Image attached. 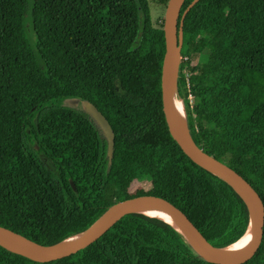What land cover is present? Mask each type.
I'll return each mask as SVG.
<instances>
[{"label":"trees","instance_id":"trees-1","mask_svg":"<svg viewBox=\"0 0 264 264\" xmlns=\"http://www.w3.org/2000/svg\"><path fill=\"white\" fill-rule=\"evenodd\" d=\"M182 37L177 88L188 130L264 202V0H198ZM164 48L163 19L152 24L149 0H0V226L53 245L117 201L152 194L180 207L215 246L244 235L242 197L168 132ZM201 54L205 62L191 66ZM71 97L92 102L110 123L108 171L106 141L64 104ZM0 264L215 263L169 223L130 213L70 256L40 263L0 245ZM244 264H264V239Z\"/></svg>","mask_w":264,"mask_h":264},{"label":"water","instance_id":"water-1","mask_svg":"<svg viewBox=\"0 0 264 264\" xmlns=\"http://www.w3.org/2000/svg\"><path fill=\"white\" fill-rule=\"evenodd\" d=\"M197 1L192 0L181 15L180 10L184 0H167L166 2L163 18L165 48L160 72L162 112L170 136L183 153L195 164L225 181L246 203L250 216L248 228L252 227L253 230L251 245L247 251L231 253L226 249L228 246H215L202 234L180 207L164 197L152 194L138 195L117 201L109 206L88 228L76 234L80 237L70 244L61 245L64 240L53 245L40 244L13 230L0 226V245L2 247L40 263L61 259L97 241L124 216L130 213H142L140 209L145 207H161L174 219L177 225L159 217H151L161 219L177 229L195 252L208 262L215 264H244L258 252L264 239V202L262 198L255 188L234 169L203 151L193 140L186 124V118L185 128H182L172 113L174 99L180 98L177 88V77L181 59L183 19L188 10ZM63 102L69 107L83 111L94 125L101 139L106 141L108 171L113 158L114 132L107 118L88 100L71 97L65 98ZM71 186L75 189L72 182Z\"/></svg>","mask_w":264,"mask_h":264},{"label":"bare ground","instance_id":"bare-ground-1","mask_svg":"<svg viewBox=\"0 0 264 264\" xmlns=\"http://www.w3.org/2000/svg\"><path fill=\"white\" fill-rule=\"evenodd\" d=\"M172 113H173L175 120L180 125V127L185 128V111H184L183 101L181 98L174 99ZM140 211L144 214L159 217L166 221L176 224L174 219L161 207H145L143 209H140ZM252 234H253L252 227H249L247 231L244 233V235H242V237L239 240H237L236 242H234L233 244L229 245L226 248L227 251L231 253H243L247 251V249L251 245ZM79 237H80L79 235H76V236L67 238L61 243V245L70 244L74 242L76 239H78Z\"/></svg>","mask_w":264,"mask_h":264},{"label":"rangeland","instance_id":"rangeland-1","mask_svg":"<svg viewBox=\"0 0 264 264\" xmlns=\"http://www.w3.org/2000/svg\"><path fill=\"white\" fill-rule=\"evenodd\" d=\"M150 1V10H151V22L153 25H156L161 19L164 18V11H165V6H166V1L165 0H149ZM165 1V2H164ZM30 16L29 13L26 14L25 17V22H26V29L27 33L30 37L31 40H33V35L31 31V22H30ZM205 54H201L191 62V66L196 65V64H203L205 62ZM47 165L49 164L48 159H44Z\"/></svg>","mask_w":264,"mask_h":264},{"label":"built area","instance_id":"built-area-1","mask_svg":"<svg viewBox=\"0 0 264 264\" xmlns=\"http://www.w3.org/2000/svg\"><path fill=\"white\" fill-rule=\"evenodd\" d=\"M189 98L191 97V95L189 94V96H188Z\"/></svg>","mask_w":264,"mask_h":264},{"label":"flooded vegetation","instance_id":"flooded-vegetation-1","mask_svg":"<svg viewBox=\"0 0 264 264\" xmlns=\"http://www.w3.org/2000/svg\"><path fill=\"white\" fill-rule=\"evenodd\" d=\"M77 109V108H76ZM79 110V109H78Z\"/></svg>","mask_w":264,"mask_h":264}]
</instances>
